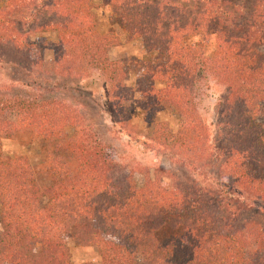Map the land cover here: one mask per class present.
Returning a JSON list of instances; mask_svg holds the SVG:
<instances>
[{"label": "trees", "instance_id": "1", "mask_svg": "<svg viewBox=\"0 0 264 264\" xmlns=\"http://www.w3.org/2000/svg\"><path fill=\"white\" fill-rule=\"evenodd\" d=\"M55 1L0 0V38L7 37L18 53L40 64L45 43L37 47L30 37L18 35L11 13L54 9L57 20L42 28L57 37L48 43L55 73L91 78L85 87L105 91L120 128L130 120L126 101L140 92L153 124L151 146L194 171L202 169L198 162L206 159L211 141L191 101L195 82L205 75L226 86L219 131L230 148L222 172L227 197L216 198L196 181L168 189L161 180L148 179L145 186L134 187L131 172L103 148L72 102L41 94L0 95V264H75L67 244L70 234L83 245L99 247V264H264V256L251 255L264 229L237 226L249 197H235V189H244L264 205V124L258 121L264 115V53L255 46L264 44V0L254 6V11L260 8L259 32L252 30L255 21L248 29H231L224 21L211 30L217 19L213 2L206 0L210 5L195 24L205 32L202 44L187 39L191 19L170 1L104 0L126 40L141 39L149 55L137 61L143 72L135 89L125 84L126 63L110 58L118 36L100 33L93 0ZM166 107L180 111L177 132L156 121ZM9 110L15 119L6 115ZM25 129L48 149L54 183L46 189L27 156L3 153L2 139Z\"/></svg>", "mask_w": 264, "mask_h": 264}, {"label": "rangeland", "instance_id": "2", "mask_svg": "<svg viewBox=\"0 0 264 264\" xmlns=\"http://www.w3.org/2000/svg\"><path fill=\"white\" fill-rule=\"evenodd\" d=\"M50 4L56 2L49 0ZM134 1V0H130ZM155 2L173 3L176 10L187 18L191 19L193 25L190 34L187 36L191 42L202 44L205 33L203 30L195 29V24L200 23V16L210 4L206 0H152ZM213 2L212 15L216 22L210 26L211 30H219L227 21L231 29L245 28L252 25V30L259 32L257 26L260 8L255 9L257 0H209ZM95 7L92 12L98 21L100 33H112L118 36V44L110 48L109 55L114 61H124L128 68L125 76V84L135 89L137 78L142 74L143 68L138 63V59H147L144 44L141 39L133 41L126 40L124 28L112 20V8L104 0H93ZM210 10V9H209ZM26 10L12 11L11 25L18 35L23 38L30 37L31 42L39 47H43V59L37 64L35 59L27 58L9 42L7 37L0 38V95L8 97L14 93L41 94L45 97H58L72 102L80 110L82 119L89 130L93 131L96 139L102 142L103 148L117 161L118 165L131 172V181L134 187H143L148 179L161 180L168 189H176L181 185L193 184L192 181L203 183L207 188H211L216 198L227 197L225 192V181L223 179V162L228 159L227 151L230 149L225 144V140L220 137L219 123L222 120L224 107L222 102L227 95V88L211 76L201 75L194 85V95L191 99L197 110V115L209 127L210 142L206 159L198 162L203 165L197 171L185 166L178 161H174L168 155L158 152L150 144L153 124L148 120V115L141 103V94L138 91L131 93L130 100L126 104L130 112L126 118H130L125 123V128L114 125L112 109L107 103V95L101 88H86L88 80L79 78L62 77L55 73V63L53 51L48 43L57 39L54 32L44 31L42 25L56 21L53 14L54 9L50 7L31 13ZM221 19V23H219ZM36 24L39 26L35 28ZM254 24V23H253ZM210 30V31H211ZM211 36H216L215 32ZM258 41L259 33L256 35ZM211 44V43H210ZM258 51L264 53V44L255 43ZM6 95V96H5ZM192 97V96H191ZM226 114V112H225ZM6 115L12 119L16 118V113L9 110ZM182 117L180 111L172 108H164L156 115V121L164 122L174 132H177ZM258 121L264 124V115L259 116ZM69 135L71 131L68 128ZM121 130V131H120ZM30 130L20 131L13 138L2 139V150L6 157L18 155L27 156L35 172L39 184L46 189L54 183L50 172V162L48 149L41 141L33 140ZM228 163V162H227ZM135 167V168H134ZM223 172V173H222ZM187 185V184H186ZM241 188V187H240ZM185 191H187L185 189ZM189 192V190H188ZM235 197L242 199L249 197L242 206L246 209L244 216L238 217L237 226L251 225L264 229V205L262 202L247 193L244 189H235ZM241 195V196H240ZM241 197V198H240ZM46 201V200H45ZM46 203V202H45ZM209 210L216 212L212 205ZM1 211V206H0ZM3 232L0 218V233ZM115 240V238H111ZM71 260L75 264L83 262H93L99 264L102 256L98 246L83 245L73 234L67 239ZM259 246H253L251 255L255 258L264 256V238ZM252 247V248H253ZM138 264V263H136Z\"/></svg>", "mask_w": 264, "mask_h": 264}]
</instances>
